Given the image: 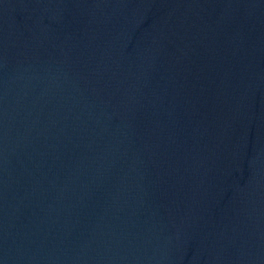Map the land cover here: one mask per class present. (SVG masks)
Returning <instances> with one entry per match:
<instances>
[{
  "label": "water",
  "instance_id": "obj_1",
  "mask_svg": "<svg viewBox=\"0 0 264 264\" xmlns=\"http://www.w3.org/2000/svg\"><path fill=\"white\" fill-rule=\"evenodd\" d=\"M0 264H264V0H0Z\"/></svg>",
  "mask_w": 264,
  "mask_h": 264
}]
</instances>
